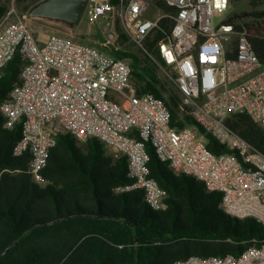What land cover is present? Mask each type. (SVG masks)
<instances>
[{
	"label": "built area",
	"instance_id": "built-area-1",
	"mask_svg": "<svg viewBox=\"0 0 264 264\" xmlns=\"http://www.w3.org/2000/svg\"><path fill=\"white\" fill-rule=\"evenodd\" d=\"M166 9L144 0H89L84 18L104 20L105 40H78L51 35L40 40L29 15L0 21V79L19 54L20 82L0 103L3 127L21 126L13 153L31 152L29 173L39 172L59 135L79 143L97 139L114 158L124 157L133 182L118 192L142 191L154 211L167 208L168 195L150 177V144L157 158L176 175L221 194V210L233 218H253L264 225V153L227 125L246 114L264 128V65L241 22L223 15L230 0H159ZM149 14L151 18H145ZM147 60L179 95V118L173 120L163 99L139 92L131 66L109 55L116 44V21ZM189 116L193 125L178 127ZM207 136L228 153L207 148ZM173 264H264V243L240 256H190Z\"/></svg>",
	"mask_w": 264,
	"mask_h": 264
},
{
	"label": "trees",
	"instance_id": "trees-1",
	"mask_svg": "<svg viewBox=\"0 0 264 264\" xmlns=\"http://www.w3.org/2000/svg\"><path fill=\"white\" fill-rule=\"evenodd\" d=\"M28 1L32 2L24 5ZM41 1L16 3L28 12L23 15H29ZM152 2L166 9L159 0ZM8 11L0 4V21ZM229 21H239L238 27L246 28L264 65V10L232 12ZM63 23L72 30L77 26ZM115 31L120 49H109V55L128 61L139 92L163 99L172 119L177 120L179 95L172 92L165 96L157 68L139 49L141 55L126 47L129 38L118 20ZM95 37L104 40L101 31ZM23 66L18 53L5 66L0 103L19 84ZM226 123L264 153L263 127L246 114L233 115ZM3 124L0 116V264H173L190 256H240L250 245L264 243V225L253 218L225 214L220 193L208 192L193 177L174 174L150 144L146 145L150 177L168 195L163 211L149 208L142 191H117L133 182L127 161L109 155L95 138L79 143L69 134L59 135L39 172L41 183L36 182L29 173L31 152L13 153L21 126L7 130ZM178 124L183 128L193 121L185 116ZM207 148L215 154L228 153L210 136Z\"/></svg>",
	"mask_w": 264,
	"mask_h": 264
},
{
	"label": "rangeland",
	"instance_id": "rangeland-1",
	"mask_svg": "<svg viewBox=\"0 0 264 264\" xmlns=\"http://www.w3.org/2000/svg\"><path fill=\"white\" fill-rule=\"evenodd\" d=\"M150 5V10H152V0H144ZM32 1H28L24 5L31 3ZM0 4H5L8 7V10H14L11 19H16L17 16H22L25 13L20 8L16 0H0ZM264 10V0H238L230 3V9L227 11L223 18H228L231 16L232 12H252V11H261ZM153 15V14H152ZM152 15L149 16L147 14L145 18H151ZM105 21L102 19L97 20L95 23H89L85 19H83L75 28L72 30L70 26L63 23L62 21H54L40 18H33L28 21V24L31 26L32 30L39 37L40 40L47 39L48 36L51 35H74L78 40H84L89 42L90 40H96L95 34L99 31L102 32V38L105 40L108 33L103 31V26H105ZM126 47H129L132 51L137 52V48L130 42H126ZM141 55V54H140ZM158 76L161 84L164 85L165 91L164 94L168 97L172 92H175L173 85L158 71ZM177 94V93H176Z\"/></svg>",
	"mask_w": 264,
	"mask_h": 264
},
{
	"label": "water",
	"instance_id": "water-1",
	"mask_svg": "<svg viewBox=\"0 0 264 264\" xmlns=\"http://www.w3.org/2000/svg\"><path fill=\"white\" fill-rule=\"evenodd\" d=\"M88 3L89 0H43L32 8L29 16L78 25L84 18Z\"/></svg>",
	"mask_w": 264,
	"mask_h": 264
}]
</instances>
